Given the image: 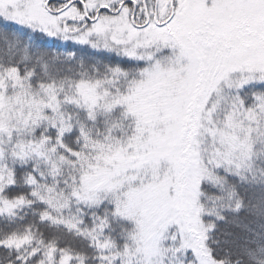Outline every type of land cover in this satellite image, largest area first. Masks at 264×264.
<instances>
[{
  "label": "snow or ice",
  "instance_id": "6c2138e0",
  "mask_svg": "<svg viewBox=\"0 0 264 264\" xmlns=\"http://www.w3.org/2000/svg\"><path fill=\"white\" fill-rule=\"evenodd\" d=\"M0 264H264V0H0Z\"/></svg>",
  "mask_w": 264,
  "mask_h": 264
}]
</instances>
